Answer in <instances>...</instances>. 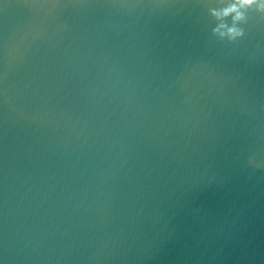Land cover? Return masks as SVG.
<instances>
[{"label": "water", "instance_id": "95a60500", "mask_svg": "<svg viewBox=\"0 0 264 264\" xmlns=\"http://www.w3.org/2000/svg\"><path fill=\"white\" fill-rule=\"evenodd\" d=\"M0 264H264V0H0Z\"/></svg>", "mask_w": 264, "mask_h": 264}, {"label": "clouds", "instance_id": "9594fccd", "mask_svg": "<svg viewBox=\"0 0 264 264\" xmlns=\"http://www.w3.org/2000/svg\"><path fill=\"white\" fill-rule=\"evenodd\" d=\"M251 2H252V0H243L244 4H250ZM232 10H234V9H229V11H232ZM237 18H239V17H237Z\"/></svg>", "mask_w": 264, "mask_h": 264}]
</instances>
